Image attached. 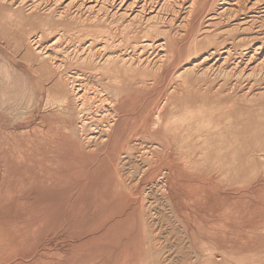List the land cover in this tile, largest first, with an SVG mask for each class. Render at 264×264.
<instances>
[{
  "label": "rangeland",
  "instance_id": "374dc122",
  "mask_svg": "<svg viewBox=\"0 0 264 264\" xmlns=\"http://www.w3.org/2000/svg\"><path fill=\"white\" fill-rule=\"evenodd\" d=\"M94 1L0 0V264H264V77L193 76L181 85L175 75L215 47L198 44L209 29L231 34L241 56L264 42V0L241 5L240 14L203 0L188 20L187 0H147L153 7L144 15L141 0ZM40 35L45 46L61 36L53 46L60 53L48 51L55 59L88 41L96 48L104 35L121 61L143 63L130 79L106 80L94 64L73 57L67 65L99 87L87 103L105 99L108 108L121 95L126 120L114 141L91 140L101 135L93 124L75 138L77 108L59 105V76L31 46ZM151 39L169 42L173 53L162 75L153 70L157 45L143 47ZM234 83L229 100L220 94L231 103H211L218 98L205 91L209 84Z\"/></svg>",
  "mask_w": 264,
  "mask_h": 264
},
{
  "label": "bare ground",
  "instance_id": "6f19581e",
  "mask_svg": "<svg viewBox=\"0 0 264 264\" xmlns=\"http://www.w3.org/2000/svg\"><path fill=\"white\" fill-rule=\"evenodd\" d=\"M16 1V0H15ZM86 0H83V2H85ZM96 1V0H95ZM94 1V2H95ZM99 1V0H98ZM108 1V0H107ZM111 1V0H110ZM115 1V0H113ZM125 2V0H120V2ZM156 1V0H155ZM154 1V2H155ZM163 1V0H162ZM172 2V0H169V2ZM178 1V0H177ZM188 3V7L185 8L187 11V17H186V20H188L190 17H194L196 15V13L200 10L203 9V7H205V3L202 4L203 0H187ZM221 2L223 1L224 4L225 3H230L232 8L229 9V10H233L234 12L238 13L239 10L243 9L241 8V5H246V3H248L250 0H220ZM10 2V1H9ZM61 2V1H60ZM93 2V1H92ZM103 2V1H102ZM116 2V1H115ZM119 2V3H120ZM139 2V1H138ZM137 2V3H138ZM152 2V1H151ZM159 2V1H158ZM181 2V1H180ZM251 2V1H250ZM256 3H258V1L255 0ZM264 2V1H263ZM262 1H260L258 3V5L260 3L263 4ZM59 3V2H58ZM100 3V2H99ZM108 3V2H107ZM113 3V2H112ZM133 4V2H131ZM130 3V5H131ZM162 3V2H161ZM164 3H168V2H164ZM178 3V2H177ZM186 3V2H185ZM220 3V2H219ZM254 4L253 6L257 5V4ZM104 3H102L103 5ZM110 4V3H109ZM141 4L140 5V10H142V14L143 13H146L149 9V7H153L152 5H150V2H148L147 0H141ZM163 4V3H162ZM172 4V3H170ZM179 4V3H178ZM221 4V3H220ZM122 5V4H121ZM126 5V4H125ZM158 5V4H157ZM173 5V4H172ZM181 5V4H180ZM223 5V4H222ZM248 5V4H247ZM251 5V4H250ZM127 6V5H126ZM165 6V4L163 5ZM183 6V5H182ZM249 6V5H248ZM252 6V5H251ZM252 6V7H253ZM93 7V6H92ZM131 7V6H130ZM138 7V5H137ZM160 7V5H159ZM243 7V6H242ZM246 7V6H245ZM244 7V8H245ZM251 7V8H252ZM257 7V6H256ZM36 8V6H35ZM38 8V6H37ZM37 8L35 10H37ZM88 8V7H87ZM94 8V7H93ZM103 8V7H101ZM108 8V7H107ZM128 8V7H127ZM171 8V7H170ZM207 8V7H206ZM230 8V7H229ZM249 8V7H248ZM51 9H54L51 8ZM117 9V8H116ZM132 9V8H131ZM167 9V8H166ZM165 9V10H166ZM181 9V8H180ZM92 10V8H91ZM90 10V11H91ZM118 10V9H117ZM139 10V9H138ZM152 10V9H150ZM156 10V8H155ZM154 10V11H155ZM162 10V9H160ZM159 10V12H160ZM165 10H162L163 12ZM175 10V8L173 9ZM178 10V9H177ZM184 10V9H183ZM249 11H251L250 9H248ZM254 10V9H253ZM33 11H34V8H33ZM119 11V10H118ZM153 11V10H152ZM157 11V10H156ZM171 11V10H170ZM244 11V9H243ZM264 11V10H263ZM35 12V11H34ZM63 12V11H62ZM64 12H67L64 10ZM92 12V11H91ZM106 12V11H105ZM128 12V11H127ZM140 12V11H139ZM151 12V11H150ZM149 12V13H150ZM176 12V11H174ZM173 12V14H174ZM222 12V11H221ZM224 12V11H223ZM233 12V13H234ZM240 12V11H239ZM258 12V11H257ZM154 13V12H153ZM217 13V12H216ZM232 13V12H231ZM67 14V13H65ZM110 14V13H109ZM138 14V12H137ZM136 14V15H137ZM141 14V15H142ZM148 14V13H147ZM158 14V13H157ZM224 14V13H223ZM240 14V13H238ZM88 15V14H87ZM115 15V14H114ZM119 15V14H118ZM121 15V14H120ZM127 15V14H126ZM135 15V16H136ZM144 15V14H143ZM156 15V14H155ZM162 15V14H161ZM169 15V14H168ZM171 15V14H170ZM232 15V14H231ZM235 15V14H234ZM98 16V15H97ZM96 16V17H97ZM104 16V15H103ZM109 16V15H108ZM123 16V15H122ZM140 16V15H139ZM152 16V15H151ZM159 16V15H158ZM156 16V17H158ZM216 16V15H215ZM222 16V15H221ZM240 16V15H239ZM51 17V16H50ZM114 17V16H112ZM134 17V16H133ZM143 17V16H142ZM145 17V16H144ZM155 17V18H156ZM181 17V16H180ZM218 17V16H217ZM231 17H234V16H231ZM72 18V17H71ZM104 18V17H103ZM106 18V16H105ZM160 18V17H159ZM214 18V17H213ZM212 18V19H213ZM219 18V17H218ZM226 18H229V17H226ZM237 18V17H235ZM250 18V17H249ZM260 18V17H259ZM49 19V18H48ZM85 19V18H84ZM90 19V18H89ZM88 19V20H89ZM91 19H96V18H91ZM135 19V18H134ZM144 19V18H143ZM142 19V20H143ZM148 19V17H147ZM146 18L144 20H147ZM150 19V18H149ZM185 19V18H184ZM200 19V18H199ZM242 19V18H241ZM105 20V19H104ZM155 20V19H154ZM163 20V19H162ZM168 20V19H167ZM171 20V19H170ZM220 20V18H219ZM218 20V21H219ZM225 20V19H224ZM233 20V18H232ZM253 20V19H252ZM251 20V21H252ZM263 20V19H262ZM261 20V21H262ZM97 21V19H96ZM120 21V20H119ZM133 21V20H132ZM151 21V19H150ZM177 21V20H176ZM195 21V20H194ZM197 21V20H196ZM221 21V20H220ZM219 21V22H220ZM226 21V20H225ZM79 22V20H78ZM93 22V21H92ZM102 22H103V19H102ZM121 22V21H120ZM139 22V21H138ZM138 22L136 25H138ZM159 22V21H158ZM162 22V21H161ZM164 22V21H163ZM217 22V21H216ZM215 22V23H216ZM224 22V21H223ZM233 22V21H232ZM263 22V21H262ZM113 23V22H112ZM117 23V22H115ZM143 23V22H142ZM160 23V22H159ZM172 23V22H171ZM174 23V22H173ZM184 23H187V22H184ZM210 24L214 23L213 21H209ZM222 23V22H220ZM227 23V22H226ZM248 23V21H247ZM253 23V22H252ZM260 23V22H259ZM264 23V22H263ZM78 24V23H77ZM85 24V23H84ZM109 24V23H108ZM107 24V25H108ZM120 24V23H118ZM127 24V23H126ZM129 24V23H128ZM152 24V23H151ZM161 24V23H160ZM165 24V23H164ZM223 24V23H222ZM221 24V25H222ZM239 24V23H238ZM115 25V24H114ZM145 25L146 22H145ZM144 25V26H145ZM167 25V24H166ZM173 25V24H172ZM220 25V27H221ZM244 25V24H243ZM254 25V24H253ZM84 26V25H83ZM130 26V24H129ZM156 26V25H155ZM174 26V25H173ZM184 25L182 24L181 27H183ZM190 26V24L188 25ZM209 26V25H208ZM213 26V24H212ZM218 26V25H216ZM224 26V25H223ZM132 27V26H131ZM161 27V26H160ZM163 27V26H162ZM166 27V26H165ZM219 27V28H220ZM232 27V26H231ZM251 27V25H250ZM257 27H260V26H257ZM263 27V26H262ZM99 28V27H98ZM142 28V27H141ZM144 28V27H143ZM142 28V29H143ZM149 28V27H148ZM151 28V27H150ZM169 28V27H168ZM184 28V27H183ZM215 28V27H214ZM238 28V27H237ZM248 28V27H246ZM256 28V27H255ZM97 29V28H96ZM122 29V28H121ZM133 29V28H132ZM152 29V28H151ZM157 29V27H156ZM161 29V28H159ZM170 29V28H169ZM231 29V28H230ZM235 29V28H234ZM239 29V28H238ZM237 29V30H238ZM260 30H262L261 28H259ZM55 30V29H53ZM88 30V28H87ZM243 30V28H242ZM241 30V31H242ZM251 30V29H249ZM63 31V30H62ZM91 31V30H90ZM121 31V30H120ZM138 31V30H137ZM214 30H210L209 31H206V36L204 37V39L202 41H200L198 44L199 45H210V46H213L215 45V47L211 50H209L208 52H206L202 58L201 56L199 57V59L201 58V62L198 63V62H193L191 64L190 62V65H186L185 67H183L182 69L178 70L176 72V78L178 79L179 81V84L183 85L185 84V80L189 77H192L193 76H201V77H209L210 75H217V76H220V77H223V78H228L230 76H237L238 78L239 77H242V76H248L250 78H259V77H264V56L263 58L261 59V56L264 54V42L263 41H260L258 42L257 44L253 45V47L251 48V50H247L243 53V55L241 56V51L239 52L235 42H236V39H231L230 38V35L227 31H223L219 34H216L214 35ZM222 31V30H221ZM244 31V30H243ZM252 31V30H251ZM255 31V30H254ZM51 32V30H50ZM114 32V31H113ZM118 32V31H117ZM142 32V31H141ZM146 32V31H144ZM236 32V31H235ZM253 32V31H252ZM181 33V32H180ZM237 33V32H236ZM240 32H238L239 34ZM247 33V32H245ZM114 34V33H113ZM124 34V33H123ZM152 34V33H150ZM157 34V33H156ZM171 34V33H170ZM37 35V34H36ZM203 35V34H202ZM248 35V34H247ZM80 36V35H79ZM172 36V35H171ZM198 36V35H197ZM200 36V35H199ZM249 36H252V35H249ZM248 36V37H249ZM259 36V35H258ZM61 37V36H60ZM59 37V38H60ZM100 37V36H99ZM126 37V36H125ZM153 37V36H152ZM159 37V36H158ZM203 37V36H202ZM264 37V36H263ZM59 38H56V41L51 44L50 46H45V44H42L41 43V39H42V36H37L35 39H33V43H32V47L35 49H37L40 53V55L43 56V58L47 60V67L46 65L43 67V69L50 74V75H54V76H59V80H58V83H56V88H57V91H58V96L60 97L59 99V105H62V108L64 107H68L70 106L68 103L71 101L77 108V114H76V129L74 130V136L75 138H79L80 139V136L82 135V133L85 132L86 128H88L91 124L95 126H97V131L99 132V134H101L100 136H95V137H91V140L93 139L94 141H96V143L98 144H104L109 141V137L112 136V139L113 141L117 138V136L119 135L122 127H123V124L126 120V114H125V109H126V106H125V103L123 104L122 100H121V95L118 93L116 94L115 96V100L113 102H111L110 100V105L108 106V108L104 107L103 106V103H104V100H102V98H99L103 101L100 102V104H92L91 102H93V100L91 99L90 96H88V98L90 97V103H87L86 100H88L87 98V95H91V92L94 91L97 92V88L99 87H96V89L90 84L91 82H89L85 77H83L82 74L80 73H74V74H71V73H68L67 72V65L69 64V62L71 61H75V59L73 57L76 58V60H81L83 63H90V64H94V67L96 69H98L100 72H102V74L104 75V79H109L110 77H116L117 75H122L124 76L125 78L130 76V74L132 73H137L138 74V70H140V65L143 66V63H139V62H136L135 61V58L134 57H122V60L121 61V56L117 55V54H113L111 53V49H112V41H113V38L112 37H107V36H104L102 35L101 36V41L100 43L97 44V47L94 48L92 47L93 45V42H87L85 44H83L82 48H80L77 52H76V55L75 56H72L71 57V54L69 52V55H64V57L62 58L63 60H60L59 58L58 59H55V57L53 56V53H49L48 51H50L52 49V51L56 50L59 51V48L58 47H53L56 43L59 42ZM90 38V37H89ZM131 38V37H130ZM197 38V37H196ZM237 38V37H236ZM260 38V36H259ZM62 39V38H61ZM116 39V38H115ZM180 39V38H178ZM32 40V39H31ZM260 40V39H259ZM117 41V39H116ZM162 41V40H161ZM161 41H155V40H147L146 42H144L143 44V47H152V46H155L157 45V48H159V53H158V61L155 62V59L153 62L154 64V72L155 74L157 75H162V73H164L167 69V67L169 66L170 62L172 61V58H173V53L170 49V45H169V42H161ZM122 42V41H120ZM239 42V41H238ZM250 42V41H249ZM119 43V42H118ZM125 43V42H124ZM29 44V43H28ZM133 44V43H132ZM131 44V45H132ZM246 44V43H245ZM193 45V44H192ZM136 46V45H135ZM141 46V45H139ZM198 46V45H197ZM29 48V47H28ZM191 48V47H190ZM31 49V48H30ZM114 49V48H113ZM195 49V48H194ZM138 50H142V48H139ZM154 50V49H153ZM189 50V49H188ZM139 51V52H140ZM144 51V50H143ZM147 51V50H146ZM68 52V51H67ZM120 52V51H119ZM124 53V51H122ZM138 52V53H139ZM60 53V51H59ZM72 53V52H71ZM137 53V52H136ZM142 53V52H141ZM157 53V52H156ZM75 54V53H74ZM120 54V53H118ZM55 55V54H54ZM60 55V54H59ZM149 55V54H148ZM157 55V54H156ZM53 56V58H52ZM132 56V55H130ZM175 56V55H174ZM57 57V55H56ZM145 57V56H144ZM148 57V56H147ZM41 58V57H40ZM73 58V59H72ZM194 58V57H193ZM120 59V61L118 60ZM138 59H139V56H138ZM152 60L153 58H149V60ZM192 59V58H190ZM196 59V58H195ZM146 60V58H145ZM148 60V61H149ZM194 60V59H193ZM258 60H260L259 64H257ZM139 61H142L139 60ZM147 61V60H146ZM45 62V61H44ZM42 62V63H44ZM76 62V61H75ZM75 62L73 64H75ZM208 62H212L211 64V67L208 69V70H204L202 72V65L201 64H208ZM139 63V64H138ZM146 63V62H145ZM71 64V63H70ZM72 64V65H73ZM89 64V65H90ZM150 64H151V61H150ZM180 64V63H179ZM257 64L258 66L254 68L253 65ZM42 65V64H41ZM80 65V64H79ZM75 66V65H74ZM134 66V67H132ZM136 66V67H135ZM89 67V66H88ZM93 67V68H94ZM139 68V69H135V68ZM209 67V66H208ZM48 68V69H47ZM73 68V67H72ZM143 68H149V65H144ZM152 68V67H151ZM42 69V68H41ZM178 69V67H177ZM242 69V70H241ZM43 70V71H44ZM84 70V69H83ZM241 70V71H239ZM42 71V72H43ZM74 71V70H73ZM91 71V70H90ZM72 72V71H71ZM89 72V71H88ZM151 72V71H149ZM242 72V73H241ZM244 72V73H243ZM95 73V72H94ZM135 73V74H136ZM86 74V73H85ZM151 74V73H150ZM153 74V73H152ZM167 74V73H166ZM92 75V74H91ZM147 75V74H146ZM43 76V75H42ZM138 76V75H137ZM155 76V75H154ZM44 77H48V76H44ZM50 77V76H49ZM68 77V80H70V84H68L67 86L64 85V78H67ZM93 77V76H92ZM99 77V76H98ZM97 77V78H98ZM123 77V79H124ZM140 77V76H139ZM145 77V76H144ZM214 77V76H213ZM142 78V77H141ZM218 78V77H217ZM236 78V77H235ZM234 78V79H235ZM245 79L247 77H244ZM53 79V78H52ZM90 79V78H89ZM100 79V78H99ZM130 79V78H129ZM154 79V78H153ZM200 79V78H199ZM212 79V78H211ZM263 79V78H262ZM261 79V80H262ZM115 80V79H114ZM122 80V79H121ZM126 81V79H124ZM137 80V79H136ZM147 80V77L145 79V81ZM238 80V79H237ZM248 80V79H247ZM258 80V79H257ZM57 81V80H56ZM119 81V80H118ZM117 81V82H118ZM196 81V80H195ZM111 82V81H110ZM115 84L116 81H114ZM141 82V81H140ZM203 82V81H202ZM217 82V81H216ZM221 82V81H220ZM219 82V83H220ZM224 82V81H223ZM121 83V82H120ZM119 83V84H120ZM156 83V82H155ZM205 83V82H204ZM245 83V82H244ZM248 83V82H247ZM252 83V82H251ZM254 83V82H253ZM67 84V83H66ZM124 84V83H123ZM145 84V83H144ZM118 85V84H117ZM128 85H129V82H128ZM236 84L234 83L233 84H227V85H219L217 88H212L211 87V84L208 85L209 87V90H205L207 92V94L211 95V97H216L218 98V100L213 103L211 102L212 104H216V106H218V104H220V106L224 105V104H228V103H231V102H227V101H223L224 100H229V97L230 95L229 94H225L227 93V91H234V86ZM239 85V84H237ZM246 85V84H245ZM139 86H142V83L141 85ZM144 86V85H143ZM55 87V86H54ZM126 87V86H125ZM147 87V85H146ZM180 87V86H179ZM236 87V86H235ZM131 88V86L129 87ZM151 88V87H150ZM205 88V87H204ZM207 88V87H206ZM229 88V89H227ZM100 89H103V88H100ZM140 89V88H139ZM239 89V88H238ZM147 90V89H146ZM174 90V89H173ZM191 90V89H190ZM241 90V89H240ZM56 91V92H57ZM131 91V90H130ZM133 91V90H132ZM143 91V90H142ZM149 91V90H148ZM202 91V89H201ZM204 91V92H205ZM264 91V89H263ZM101 92V91H100ZM150 92V91H149ZM99 93V92H98ZM105 93V91H104ZM176 93H179L178 90L174 92V94ZM203 93V91H202ZM57 94V93H56ZM93 94V93H92ZM195 94V92H194ZM220 94H225L227 97H224L223 99L220 97ZM243 94V93H242ZM248 94V92L246 93ZM54 95V94H53ZM107 95V94H106ZM171 95V94H170ZM190 95V94H189ZM196 95V94H195ZM194 95V96H195ZM57 97V95H55ZM98 96H101V95H98ZM174 96V95H173ZM104 97V96H103ZM197 97V96H196ZM194 97V98H196ZM203 97V96H201ZM110 98V97H109ZM175 98V97H174ZM198 98V97H197ZM250 98V96H249ZM93 99H94V96H93ZM98 99V98H96ZM108 99V98H106ZM191 99V98H190ZM201 99V98H200ZM100 100V101H101ZM170 100V99H169ZM193 100V99H192ZM198 100V99H197ZM98 101V100H96ZM108 101V100H107ZM108 101V102H109ZM173 101V100H172ZM201 101V100H200ZM223 101V102H222ZM170 103H172L171 101H169ZM192 102V101H191ZM95 103V102H94ZM102 103V104H101ZM196 103V102H195ZM202 103V102H201ZM68 104V106H67ZM109 104V103H107ZM190 104V103H189ZM87 105L90 106V110L94 109V111L92 110V113L91 112H87L85 111ZM174 105V104H173ZM178 105V103H177ZM198 105V103H197ZM196 105V107H197ZM206 105V104H205ZM238 105V104H237ZM73 108V107H72ZM178 108V107H177ZM89 109V107H88ZM104 111H103V110ZM199 109V108H198ZM66 113L65 114H68L69 113V109L66 108ZM71 110V109H70ZM230 110V109H229ZM232 110V109H231ZM85 111V112H84ZM161 111V110H160ZM103 113V116L101 115V117H99V115L97 114H101ZM229 114V113H228ZM92 115H97L96 118H90L89 116H92ZM159 119V118H158ZM204 120V119H203ZM161 122V121H160ZM93 129V128H91ZM89 130V129H88ZM94 130V129H93ZM96 131V133H97ZM89 133H91L89 131ZM92 133H94L92 131ZM91 133V135H92ZM98 134V133H97ZM84 136L86 137V135L84 134ZM84 138V137H83ZM139 140V139H138ZM90 141V139H89ZM93 141V142H94ZM111 141V140H110ZM97 146V145H96ZM109 146V145H108ZM107 149V148H106ZM157 149V148H156ZM105 150V149H104ZM98 152V151H97ZM100 153V152H99ZM98 153V154H99ZM105 153V152H103ZM178 156V154H177ZM118 167V166H117ZM83 168V167H82ZM90 171V170H89ZM99 172V171H98ZM86 174V173H85ZM89 176V175H88ZM88 179V178H87ZM86 179V180H87ZM84 182V181H83ZM97 186V185H96Z\"/></svg>",
  "mask_w": 264,
  "mask_h": 264
}]
</instances>
